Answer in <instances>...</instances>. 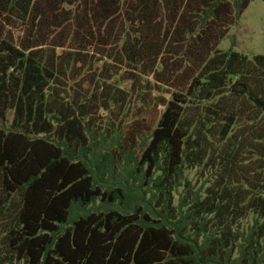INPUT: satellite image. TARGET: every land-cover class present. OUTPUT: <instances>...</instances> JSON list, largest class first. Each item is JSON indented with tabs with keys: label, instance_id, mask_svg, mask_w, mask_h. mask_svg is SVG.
<instances>
[{
	"label": "trees",
	"instance_id": "1",
	"mask_svg": "<svg viewBox=\"0 0 264 264\" xmlns=\"http://www.w3.org/2000/svg\"><path fill=\"white\" fill-rule=\"evenodd\" d=\"M252 2L0 0V264H264Z\"/></svg>",
	"mask_w": 264,
	"mask_h": 264
},
{
	"label": "rangeland",
	"instance_id": "2",
	"mask_svg": "<svg viewBox=\"0 0 264 264\" xmlns=\"http://www.w3.org/2000/svg\"><path fill=\"white\" fill-rule=\"evenodd\" d=\"M218 49L222 52L232 49L234 52L250 58L256 55H264V0H253L250 3L237 24L230 29L227 37L218 46ZM11 122L12 116L9 115L8 123L11 124ZM186 176L195 191L202 185L207 186V181L212 180L207 172L199 168L188 170ZM251 220V216H248L241 221V225L246 226Z\"/></svg>",
	"mask_w": 264,
	"mask_h": 264
}]
</instances>
